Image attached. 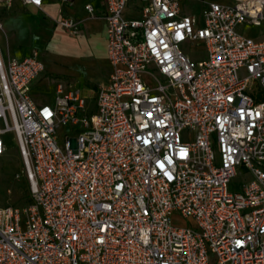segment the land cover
I'll return each mask as SVG.
<instances>
[{"label": "built area", "instance_id": "obj_1", "mask_svg": "<svg viewBox=\"0 0 264 264\" xmlns=\"http://www.w3.org/2000/svg\"><path fill=\"white\" fill-rule=\"evenodd\" d=\"M129 1L105 0L109 75L92 111L59 84L52 105H36L37 53H0V156L14 133L30 195L0 207V264H264V39L237 30L264 26V0L205 2L201 21L178 0H134L128 18ZM55 23L79 32L78 20ZM196 43L202 59L181 49Z\"/></svg>", "mask_w": 264, "mask_h": 264}, {"label": "rangeland", "instance_id": "obj_2", "mask_svg": "<svg viewBox=\"0 0 264 264\" xmlns=\"http://www.w3.org/2000/svg\"><path fill=\"white\" fill-rule=\"evenodd\" d=\"M219 4H230L231 0H208ZM135 3L130 4L132 8ZM140 6V3L136 2ZM189 6L186 11L195 16L201 21V10L198 12L196 3L189 0ZM188 14V15H190ZM125 16V13L123 14ZM11 14H3L0 12V20L8 19ZM59 27V26H58ZM238 32L245 38L253 40L264 39V26L255 27L252 25H240L237 28ZM14 38L19 42L25 50H30L37 53V58L44 65V72L34 82L36 85L31 90V96L38 102H45L52 105L55 100V88L62 85L64 90L82 89L86 83L82 80L88 79L91 76H96V69L102 70V56L94 54L92 48L84 46L76 37L70 35L66 30L57 28L52 34L43 32L37 35L28 34L27 32H14ZM189 48L187 45H181L183 52L189 50L192 53L198 54L196 59L205 57L204 46L200 45ZM103 73V72H102ZM100 72V76L103 75ZM90 87H93L90 85ZM74 130L68 123L60 125L56 128L55 136L58 145L63 148L67 138H73ZM6 151L0 156V207L13 206L23 208L30 201L28 192V183L24 174L22 159L20 156L18 144L14 133H8L4 137ZM228 184V191H234L236 187L243 182V176L239 174ZM170 223L174 227L197 230L196 223L191 218H185L178 215L171 217ZM216 258L211 255L209 264H215Z\"/></svg>", "mask_w": 264, "mask_h": 264}, {"label": "crops", "instance_id": "obj_3", "mask_svg": "<svg viewBox=\"0 0 264 264\" xmlns=\"http://www.w3.org/2000/svg\"><path fill=\"white\" fill-rule=\"evenodd\" d=\"M190 1L197 4L196 8L198 12L202 9L205 2H210L208 0ZM178 2L180 13L182 15L190 14H186L190 6L189 0H178ZM132 3H135V5L130 8V4ZM86 4L92 6L94 9V16H90L84 9ZM190 7L192 8V5ZM139 8L140 6L136 5V1L130 0L124 11L125 16L128 18L138 17ZM0 12L3 14H11L8 19L3 21L0 20L2 25V29H0V53L4 58L9 56L15 59H22L30 54V50L22 48L21 44L14 38V32L24 31L33 35H37V33L42 34L43 32L52 34L57 28H61L55 23V21L61 17H70L80 21L79 32L72 36L76 37L84 46L89 49L92 48L95 55L102 56L103 58V63L101 64L102 70L96 69V76H91L88 79L82 80V83H86L85 85L89 86H83L82 89L80 88L87 97L86 109L88 111L94 110V98L97 89L100 85L107 82L109 75V66L106 56V23L103 19L105 13V0H72L69 4H62L60 0H41V9L33 5H23L21 0H13L10 9L6 10L0 8ZM190 12V15H195L192 11ZM100 72H103V75L100 76ZM90 85L93 87H90ZM35 86L36 85L33 83L31 90ZM31 98L36 105L46 104L45 102H38L32 96Z\"/></svg>", "mask_w": 264, "mask_h": 264}]
</instances>
